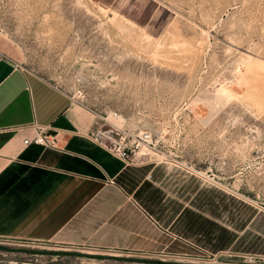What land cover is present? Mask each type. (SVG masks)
I'll use <instances>...</instances> for the list:
<instances>
[{"label": "rangeland", "instance_id": "374dc122", "mask_svg": "<svg viewBox=\"0 0 264 264\" xmlns=\"http://www.w3.org/2000/svg\"><path fill=\"white\" fill-rule=\"evenodd\" d=\"M0 55L92 113L95 143L151 134L120 208L198 211L211 264H264V0H0ZM89 256L0 241L4 260Z\"/></svg>", "mask_w": 264, "mask_h": 264}, {"label": "crops", "instance_id": "0c3cea01", "mask_svg": "<svg viewBox=\"0 0 264 264\" xmlns=\"http://www.w3.org/2000/svg\"><path fill=\"white\" fill-rule=\"evenodd\" d=\"M36 124L61 132L58 148L25 143ZM93 124L69 93L0 55V241L91 255L80 264H211L198 211L120 208L136 167L90 139Z\"/></svg>", "mask_w": 264, "mask_h": 264}, {"label": "built area", "instance_id": "2783aa9c", "mask_svg": "<svg viewBox=\"0 0 264 264\" xmlns=\"http://www.w3.org/2000/svg\"><path fill=\"white\" fill-rule=\"evenodd\" d=\"M36 127V134L31 139H25L26 144L34 143L47 147L58 148L59 142L63 137L61 132H52V128L50 126H39L36 124ZM150 139L151 134L144 133L134 137L133 144L130 146H123L119 143H116L113 147L110 148L124 160H130L132 156H135L139 153V147H143L145 143H149Z\"/></svg>", "mask_w": 264, "mask_h": 264}]
</instances>
